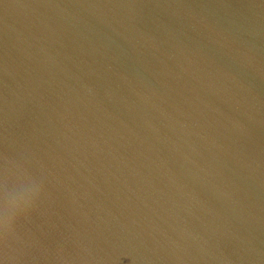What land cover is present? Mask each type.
<instances>
[{
	"label": "water",
	"instance_id": "obj_1",
	"mask_svg": "<svg viewBox=\"0 0 264 264\" xmlns=\"http://www.w3.org/2000/svg\"><path fill=\"white\" fill-rule=\"evenodd\" d=\"M0 156V264H264V0H0Z\"/></svg>",
	"mask_w": 264,
	"mask_h": 264
},
{
	"label": "clouds",
	"instance_id": "obj_2",
	"mask_svg": "<svg viewBox=\"0 0 264 264\" xmlns=\"http://www.w3.org/2000/svg\"><path fill=\"white\" fill-rule=\"evenodd\" d=\"M0 167V245L15 236L18 224L28 219L45 195L43 183L29 169L6 156Z\"/></svg>",
	"mask_w": 264,
	"mask_h": 264
}]
</instances>
